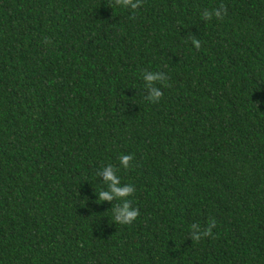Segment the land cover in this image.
<instances>
[{
  "label": "trees",
  "instance_id": "obj_1",
  "mask_svg": "<svg viewBox=\"0 0 264 264\" xmlns=\"http://www.w3.org/2000/svg\"><path fill=\"white\" fill-rule=\"evenodd\" d=\"M0 264H264V0H0Z\"/></svg>",
  "mask_w": 264,
  "mask_h": 264
},
{
  "label": "clouds",
  "instance_id": "obj_2",
  "mask_svg": "<svg viewBox=\"0 0 264 264\" xmlns=\"http://www.w3.org/2000/svg\"><path fill=\"white\" fill-rule=\"evenodd\" d=\"M116 6L124 8H130L131 10H137L142 6V0H114ZM111 6V5H110ZM204 20H211L215 17L218 20H223L227 15V8L224 4H220L218 7L211 10L204 9L201 13ZM192 45L199 49L201 47V41L195 37H189ZM45 43H50V40L46 37ZM167 77L164 72L146 71L143 73V80L145 82L144 87L147 89V95L143 98L151 103H158L163 97V92L156 85L158 83H164ZM133 160L131 154H121L119 156L120 165L127 169L130 166V162ZM118 169L108 164L104 166L97 174L103 177L104 184L107 186L106 190L99 191V201H120L112 207V219L114 223L121 225L132 224L140 215L139 209L132 206V201L128 199L135 192V188L131 184H122L121 178L117 175ZM216 227V221L214 218L210 219L207 227L202 228L198 223L190 225L189 238L192 241L199 242L206 237H214L213 228Z\"/></svg>",
  "mask_w": 264,
  "mask_h": 264
}]
</instances>
